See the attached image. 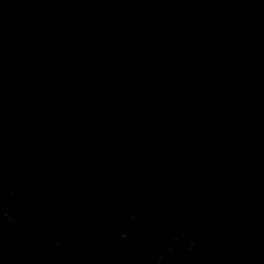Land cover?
I'll return each mask as SVG.
<instances>
[{"label":"flooded vegetation","instance_id":"af4514ba","mask_svg":"<svg viewBox=\"0 0 264 264\" xmlns=\"http://www.w3.org/2000/svg\"><path fill=\"white\" fill-rule=\"evenodd\" d=\"M9 171L104 185L216 257L264 238V0H0Z\"/></svg>","mask_w":264,"mask_h":264},{"label":"rangeland","instance_id":"374dc122","mask_svg":"<svg viewBox=\"0 0 264 264\" xmlns=\"http://www.w3.org/2000/svg\"><path fill=\"white\" fill-rule=\"evenodd\" d=\"M75 186L0 174V264H264L259 235L216 257L206 235L147 230L129 201L104 185Z\"/></svg>","mask_w":264,"mask_h":264},{"label":"water","instance_id":"95a60500","mask_svg":"<svg viewBox=\"0 0 264 264\" xmlns=\"http://www.w3.org/2000/svg\"><path fill=\"white\" fill-rule=\"evenodd\" d=\"M36 108H37V107H36ZM26 109H28V108H26ZM38 109H39V108H38ZM38 109H37V110H38Z\"/></svg>","mask_w":264,"mask_h":264}]
</instances>
